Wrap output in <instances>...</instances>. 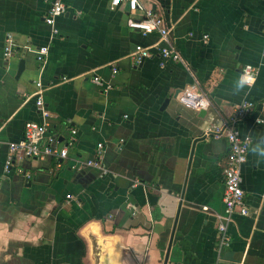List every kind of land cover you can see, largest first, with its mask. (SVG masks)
I'll return each instance as SVG.
<instances>
[{
    "label": "crops",
    "instance_id": "1",
    "mask_svg": "<svg viewBox=\"0 0 264 264\" xmlns=\"http://www.w3.org/2000/svg\"><path fill=\"white\" fill-rule=\"evenodd\" d=\"M52 1L0 0V264H164L180 204L167 264H264V162L249 151L242 188L250 215H234L221 246L230 145L207 135L251 100L236 127L251 147L264 136V0H141L164 19L183 58L164 67L160 35L128 26L140 11L63 0L51 40ZM48 44L42 64L36 50ZM137 45L151 48L142 65L132 57ZM246 64L257 79L234 95ZM95 75L112 88L95 85ZM38 81L49 132L68 157L17 160L30 177L6 175L8 143L23 139L27 122H44ZM194 82L212 101L204 116L178 101ZM93 159L106 174L86 165Z\"/></svg>",
    "mask_w": 264,
    "mask_h": 264
},
{
    "label": "built area",
    "instance_id": "2",
    "mask_svg": "<svg viewBox=\"0 0 264 264\" xmlns=\"http://www.w3.org/2000/svg\"><path fill=\"white\" fill-rule=\"evenodd\" d=\"M128 7L131 13L141 12V17H132L128 20V26L131 29L140 31L143 35L158 33L160 35L162 45L158 46V51L161 56V66L164 67L168 62H182L183 58L177 48L171 43L170 30L167 28L164 19L154 11L152 8L147 7L141 0H111L110 8L116 10L118 8ZM67 5L63 0H53L45 17V23L50 27L51 40L60 34L57 26L58 19L66 12ZM205 39L208 35L203 36ZM50 52V45L41 46L36 50V59L38 62L44 64ZM11 54L10 46L5 48V58ZM151 48L137 45L133 52L132 57L137 63L151 57ZM252 66L257 70V67L252 64H246L242 72L247 66ZM241 72V73H242ZM113 73H117L113 69ZM258 75V70L254 73ZM92 82L103 90H110L112 84L105 82L101 77L95 75ZM38 91L36 92V106L43 116L44 122H27L24 128L23 139L19 142L8 143V155L4 163V172L6 175L15 170L16 173L22 174L29 178L30 175L26 173L20 166H17V160L25 158H39L44 159L50 156L60 158L68 157V145L63 148L55 146L56 138L49 132L48 118L51 117L50 112L47 110L43 100V85L40 81L36 83ZM200 99L207 100V106L199 104ZM178 101L186 108L200 111L206 110L212 106V101L209 96L200 90L198 83H193L183 89L178 95ZM254 108V103L247 100L239 104L230 118L220 127H215L210 130L207 135L215 139L226 138L230 145V153L227 164L223 169L224 178V213L218 225L220 245L225 246L230 243L228 227L233 221L235 214L241 216H249L250 210L245 202L244 190L242 188V167L247 161L252 141L249 137L242 138L239 135L236 123L246 117ZM77 131H72V138L70 145L74 143ZM74 136V137H73ZM102 143L98 145V154L102 153ZM1 147V145H0ZM87 166L99 168L104 174L107 170L104 168L102 162L98 159L89 160L86 162ZM69 197V196H68Z\"/></svg>",
    "mask_w": 264,
    "mask_h": 264
},
{
    "label": "clouds",
    "instance_id": "3",
    "mask_svg": "<svg viewBox=\"0 0 264 264\" xmlns=\"http://www.w3.org/2000/svg\"><path fill=\"white\" fill-rule=\"evenodd\" d=\"M256 69H253L252 66H247L244 71L239 75V78L234 81L232 86V94L236 95L243 92L246 88L251 89L252 86L255 84ZM199 104L201 106H207V100L200 99ZM251 154L255 157V163L260 164L264 162V136L258 137L256 142L250 149Z\"/></svg>",
    "mask_w": 264,
    "mask_h": 264
},
{
    "label": "water",
    "instance_id": "4",
    "mask_svg": "<svg viewBox=\"0 0 264 264\" xmlns=\"http://www.w3.org/2000/svg\"><path fill=\"white\" fill-rule=\"evenodd\" d=\"M144 61V60H143ZM142 62H140L142 65ZM24 61H21L20 62V67H19V71H18V76L21 74L23 68H24ZM169 103V100H166L164 105H163V108ZM200 114L201 116H204L206 114V111L205 110H201L200 111ZM198 142V141H196ZM195 142V144H196ZM193 155V153L191 154ZM180 208H181V204L179 205V209H178V212H177V215L175 217V222H174V226H173V229H172V232H171V238H170V242H169V245H168V249H167V252H166V256H165V259H164V264H167L168 263V260H169V255H170V250H171V247H172V241H173V238H174V234H175V230H176V225H177V222H178V219H179V214H180Z\"/></svg>",
    "mask_w": 264,
    "mask_h": 264
}]
</instances>
